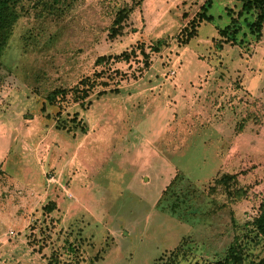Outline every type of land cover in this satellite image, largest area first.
Wrapping results in <instances>:
<instances>
[{
	"label": "rangeland",
	"instance_id": "1",
	"mask_svg": "<svg viewBox=\"0 0 264 264\" xmlns=\"http://www.w3.org/2000/svg\"><path fill=\"white\" fill-rule=\"evenodd\" d=\"M240 6L16 0L18 19L0 55V264H163L186 231L161 212L188 225L179 243L192 262L222 258L248 232L264 194V118H244L254 101L264 104V27L256 42L251 18L240 16L234 43L222 50L213 43ZM129 7L122 30L110 35L118 11ZM200 13L211 20L178 43ZM159 39L169 44L150 55L146 70L139 54L109 58ZM94 73L118 92L83 105L47 101L52 90ZM251 164L237 181L247 197L210 189L220 174ZM175 170L190 193V209L179 216L154 204ZM249 248L252 257L264 254L262 242Z\"/></svg>",
	"mask_w": 264,
	"mask_h": 264
},
{
	"label": "trees",
	"instance_id": "2",
	"mask_svg": "<svg viewBox=\"0 0 264 264\" xmlns=\"http://www.w3.org/2000/svg\"><path fill=\"white\" fill-rule=\"evenodd\" d=\"M241 6L236 14L237 18H233L232 22L229 25H226L224 28L218 30V38L213 40L214 47L216 50H222L225 44H232L235 41V36L240 32L241 28L238 25V18L244 16L246 19L247 16L251 18V21L247 22L250 33L254 36V40L258 42L262 37V31L264 27V0H240ZM16 0H0V55L4 51L7 41L12 34L13 26L18 19V14L15 9ZM208 2L207 6H210ZM133 7L123 8L118 11L115 19L113 20L112 27L110 28L111 34L116 36L123 28V23L127 18V15L132 10ZM202 9H205L206 6H202ZM211 16L206 14H197L195 17L188 20L186 25L180 30L179 35L176 36V41L180 44L188 43L192 38H194L198 33V25L202 21H210ZM166 39H159L154 44L149 46H144L140 44L130 51H123L120 54L109 57L113 59H124L129 60L131 56H137L138 54L142 57V69H147L150 66V55L160 52L161 48L168 46ZM148 49V51H147ZM104 56H101L97 62H101ZM101 74L94 73L93 76H85L80 78L77 83L69 88H57L52 90L47 96L46 99L51 105H55L60 101H65L68 97L72 98L75 102L83 105L86 99L96 94L97 96L103 95L107 92H118V88H107L109 82L103 79ZM108 77V76H107ZM90 103V100L87 101V104ZM246 120H251L253 122L261 121L264 118V104L256 100L253 102L252 107L246 113L244 117ZM81 132L85 133L86 127L81 126ZM257 167L255 164H251L248 167H245L241 170L231 173H222L215 180L211 190L214 186L223 187L224 193L226 194L227 199L230 200H241L248 195V190L242 187L237 186V181L239 177H245ZM182 175L176 173L174 177L167 184L165 189L162 191L161 196L158 199L157 207L163 211L170 212V214L179 216L182 213L188 211L187 203L190 193L186 194L182 192L180 187V180ZM190 186V185H189ZM262 191H259V195L264 193V181L260 184ZM189 192V191H188ZM191 193L195 192L191 190ZM44 208L47 212H51L55 208L54 202H48ZM182 211V213H181ZM254 233V236H252ZM184 239V237H183ZM260 244L261 242L264 245V194L259 201L257 214L254 216L248 232L242 237H236L233 242L230 243L227 248L226 254L214 262H192L191 259L187 260L188 255L179 243L172 251L163 264H264V254L261 257H252V252L250 250V244ZM159 259V258H158Z\"/></svg>",
	"mask_w": 264,
	"mask_h": 264
},
{
	"label": "crops",
	"instance_id": "3",
	"mask_svg": "<svg viewBox=\"0 0 264 264\" xmlns=\"http://www.w3.org/2000/svg\"><path fill=\"white\" fill-rule=\"evenodd\" d=\"M175 174H176V170H175ZM175 174H174V175H175ZM174 175H173V177H174ZM166 186H167V185H166ZM164 189H165V188H164ZM164 189H163V190H164ZM163 190H162V191H163ZM161 193H162V192H161ZM161 193H160V196H161ZM160 196H159V197H160ZM157 201H158V200H156V202L154 203L155 205L157 204ZM156 206H157V205H156ZM160 211H161V210H160ZM161 213H163V214L166 215V216L168 215V216L170 217L171 220H173V221L176 220V221H178L179 223H181V224H182V227H185V231H186V234H184V236L188 234L189 229H188V225H187V224L182 223L181 221H179L178 219H176L175 217H173V216H171V215H169V214H165L164 212H161ZM184 236H182V237L178 240V243H179V241H180ZM178 243L175 245V247L178 245ZM175 247H173V248H175ZM173 248H172V249H173ZM169 250H170V249H169Z\"/></svg>",
	"mask_w": 264,
	"mask_h": 264
},
{
	"label": "built area",
	"instance_id": "4",
	"mask_svg": "<svg viewBox=\"0 0 264 264\" xmlns=\"http://www.w3.org/2000/svg\"><path fill=\"white\" fill-rule=\"evenodd\" d=\"M49 179V178H48ZM50 180L51 181H53L54 180V178H53V176H50ZM62 189H63V191H65V192H67L66 191V189L64 188V187H62ZM69 196H71V194L70 193H67ZM11 232H9V234H10Z\"/></svg>",
	"mask_w": 264,
	"mask_h": 264
}]
</instances>
